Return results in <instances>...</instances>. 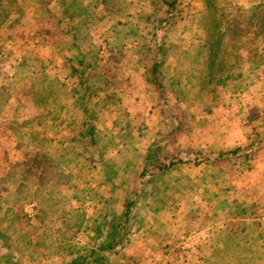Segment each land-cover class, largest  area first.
Instances as JSON below:
<instances>
[{
    "label": "rangeland",
    "instance_id": "1",
    "mask_svg": "<svg viewBox=\"0 0 264 264\" xmlns=\"http://www.w3.org/2000/svg\"><path fill=\"white\" fill-rule=\"evenodd\" d=\"M23 7L21 24L3 32L0 48V264H65L64 240L35 244L51 233L47 227L63 228L61 238L79 229L72 243H91L88 227L101 196L117 197L120 212L140 191L148 149L163 142L178 122L173 116L184 126L166 150L182 162L141 192L143 223L109 264H264V147L215 159L264 138V0H181L169 24L156 23L167 16L163 0L47 7L25 0ZM73 34L86 50L91 80L107 91L88 104L100 110L91 120L97 145L68 161L71 129L84 120L82 108L68 104L77 79L70 67H78ZM154 35L167 49L164 95L150 81ZM213 45L224 64L211 70L209 83L204 65ZM70 111L77 117L71 127ZM39 153L53 164L28 171ZM42 170L39 180L30 175ZM16 210L28 218L25 227L13 221Z\"/></svg>",
    "mask_w": 264,
    "mask_h": 264
},
{
    "label": "trees",
    "instance_id": "2",
    "mask_svg": "<svg viewBox=\"0 0 264 264\" xmlns=\"http://www.w3.org/2000/svg\"><path fill=\"white\" fill-rule=\"evenodd\" d=\"M24 1L25 0H0V48L3 32L13 30L21 24V19L25 14V9L23 7ZM53 1L60 2L62 0H38L42 7H47ZM103 2H107V0H103ZM163 2L167 6V16L163 19H159V22L157 21L156 23L169 24L173 21L175 12L177 10L179 11L178 5L181 3V0H163ZM154 36V47L158 49V52L153 58V64L150 69V81L155 85V88L159 90L162 95H164L166 90V82L161 68L163 65V60L167 56V49L164 45L165 39L163 38L160 40L156 35ZM73 46L79 49V52L74 54V61L78 63V67H75L74 65L70 67V77H76L77 79L71 87L72 99L68 103L70 104V107H65L74 109V107L79 105L82 108L84 114V120L80 122L78 131L77 128L71 129L75 134L71 139V151L68 153V156L70 157L69 154L72 153L77 158L80 155H83L85 150H89L90 145H97L96 133L98 129L95 127V125H93L91 120L98 117L100 110H91V107L88 104L91 103L92 96H100L101 92L105 90L107 91V89L103 86L98 87L91 80V75H89L91 63L87 61V54L85 53L86 50L83 48L81 49V43L79 41L78 35L76 34L72 35L69 48H72ZM209 50L210 55L209 58L207 57L208 59L206 58L207 62L205 63L204 67H209L210 74L204 77V79H206L209 83H213L215 79H213L211 72L221 69L224 62H222V60L218 61L219 49L215 48V45L211 46ZM37 73H40V71ZM112 95L114 94L106 93L104 98L108 99ZM101 96V100H104L103 94ZM95 104H98L99 106L100 101H97ZM69 115L70 119L68 120L67 125L71 127L72 123L76 122L77 117L72 111H70ZM173 117L178 122L175 123L165 134L163 142L156 141L148 149V153L143 161L142 169L139 174L142 183V188L140 191L135 190L132 196H128L126 198L124 207L120 212H118L115 208V205L119 201L117 197L113 195L107 198L103 195L101 196L99 202L101 208L99 207L97 209V215L93 220L94 225L88 227V229L94 230L95 232L93 241L91 243L86 246H80L72 243V240L76 236V233L79 229L69 236L64 235L63 239L58 235L60 231L64 230L63 228L58 229L55 227H47L46 232L51 233H46L45 237L43 236L44 233L41 237H36L37 241L35 244L37 246H44L45 248L47 245L44 238L47 239L53 236L55 239H61L66 242L62 247H60L61 249L63 248L64 250H70V259L65 264H109L111 255L119 252L121 248H123L127 243L131 242L132 238L130 233L132 232V229L141 227L143 223L141 213L138 211V208H142V200L145 197L142 196L143 194L141 192L146 191V186H149V184L152 185L159 174L166 172L171 167L182 162L181 157L170 154V152L166 150L173 137L176 136L184 126L182 125V121L179 116ZM87 138L88 140L86 141ZM77 142H80L81 144H78ZM255 147L257 149L264 147V138L260 139L257 143L252 142L244 148L236 147L233 150L230 149L226 152L220 153L215 159H224L225 157H229L238 151L242 152V149L248 151L249 149H255ZM97 152L102 155L103 150L99 149ZM243 156L251 158L252 155L247 152ZM199 158L200 157L196 156L194 160L197 161ZM72 160L73 157L68 159V161ZM50 164L53 163L52 159L48 157V154L39 153L36 154L30 162L28 171L31 172V170L40 168L46 169V167H48ZM33 174L36 176V178L38 177L37 179L39 180L45 176V171L42 170L40 173H37V171L32 174L30 173V175ZM30 175L28 177L29 179L32 178ZM117 187V184H113L112 191H114ZM149 192L150 194L154 195V187H152L151 191ZM74 197L79 199V193L76 192ZM43 215L44 212L42 211L39 215V218H41L42 223H45L46 218ZM67 216L68 215H66V219ZM13 217V221L18 222V226L25 227V225L29 223V220L24 215V213L17 210L15 211Z\"/></svg>",
    "mask_w": 264,
    "mask_h": 264
},
{
    "label": "crops",
    "instance_id": "3",
    "mask_svg": "<svg viewBox=\"0 0 264 264\" xmlns=\"http://www.w3.org/2000/svg\"><path fill=\"white\" fill-rule=\"evenodd\" d=\"M134 92H135V91H134ZM138 92H139V91H138ZM130 95H131V91H129V93H127V95H125V96H126V97H131ZM134 96H138V94L135 92V95H134ZM126 97H125V98H126ZM125 100H126V99H125ZM132 101H133V100H132ZM130 102H131V99H127V100H126V104H128V103H130ZM133 102H135V99H134ZM133 102H132V104H133ZM238 144H239V143H238ZM256 189H258V188L254 186V190H255V191H256Z\"/></svg>",
    "mask_w": 264,
    "mask_h": 264
}]
</instances>
